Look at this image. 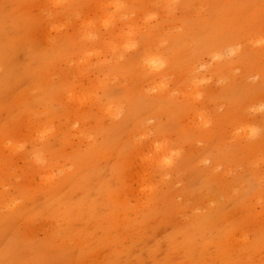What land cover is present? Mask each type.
<instances>
[{
    "label": "rangeland",
    "instance_id": "obj_1",
    "mask_svg": "<svg viewBox=\"0 0 264 264\" xmlns=\"http://www.w3.org/2000/svg\"><path fill=\"white\" fill-rule=\"evenodd\" d=\"M0 264H264V0H0Z\"/></svg>",
    "mask_w": 264,
    "mask_h": 264
},
{
    "label": "bare ground",
    "instance_id": "obj_2",
    "mask_svg": "<svg viewBox=\"0 0 264 264\" xmlns=\"http://www.w3.org/2000/svg\"><path fill=\"white\" fill-rule=\"evenodd\" d=\"M108 111V110H107ZM46 130V129H45ZM45 130H44V134H45ZM47 132V131H46ZM40 134H42L43 135V133L42 132H40ZM39 135V134H38ZM46 135V134H45ZM39 136H41V135H39ZM42 137V136H41ZM40 137V138H41ZM61 171V170H60ZM59 173V172H58Z\"/></svg>",
    "mask_w": 264,
    "mask_h": 264
}]
</instances>
